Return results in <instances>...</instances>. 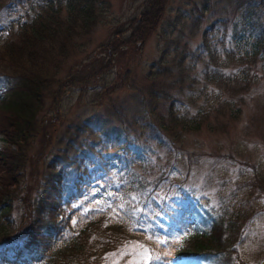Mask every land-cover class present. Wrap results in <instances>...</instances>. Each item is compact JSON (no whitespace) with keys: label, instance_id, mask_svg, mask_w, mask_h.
I'll return each mask as SVG.
<instances>
[{"label":"trees","instance_id":"obj_1","mask_svg":"<svg viewBox=\"0 0 264 264\" xmlns=\"http://www.w3.org/2000/svg\"><path fill=\"white\" fill-rule=\"evenodd\" d=\"M6 1L0 0V8ZM167 2L148 0L138 17L126 22L125 30L130 29V34L125 39L115 36L107 43L94 77L110 68L115 52L122 45L143 40L158 26L166 12ZM229 2L234 5L236 17L220 19L206 28L202 50L196 53L197 61L204 59L202 51L207 55L201 71V89L214 84L221 90L228 86V81L242 80V86L247 90L255 79L256 73L252 70L256 65L260 66L264 76V0ZM66 7L68 24L61 15V2L48 0L32 4L34 14L16 27L11 22L7 28L0 29V133L5 141L4 148L0 149V207L5 219L11 208L12 193L26 172L29 138L42 131L43 135L48 132L44 128L40 130L47 118L46 114L41 113L50 83L58 69V59L67 49L66 41L72 33H81L91 26V22L94 23L92 0H68ZM77 18L83 21L81 30L77 29ZM59 35L62 38L58 39ZM214 36L218 37L220 47L212 41ZM55 42H58L57 47H54ZM47 57L54 60L55 72L45 61ZM183 58L182 53L173 59L168 58L172 60L169 64L163 53L147 74L149 83L145 97L139 103L138 122L141 130H147L150 142H160L163 134L176 139L185 131L199 129L203 115L217 108L213 100L207 104V108L194 114L188 106H177L169 98V88L183 80ZM175 60L180 66L177 76L173 75ZM234 63L238 71L227 72L225 68ZM73 79H67L64 86L73 84ZM191 96L195 98L196 94ZM165 101L168 103L164 104V114L158 107L159 103ZM53 102H56L55 97ZM114 136L117 147H75L74 142L79 141L78 135H75L65 147H46L38 152L39 155L36 154L32 166L38 176L33 192L28 190L23 196L25 207L22 219L18 226L13 221H0L1 262L34 264L45 250L50 249L51 255L45 258L44 264H101L104 252L117 248L128 239L140 240L147 245L151 252L147 264H249L244 258L247 229L256 213L250 204L251 196L256 187H259L258 190L264 189V175L246 176L242 184L240 180L237 181L235 187L227 195H220L215 203H211L206 196L179 188L178 196L183 207L195 218L192 231L178 243L157 242L144 237L129 218V209L136 205L130 192L139 194V200L146 199L166 178L167 171L163 169L146 183L140 176L137 177L136 171L145 159L140 156L145 147H139L137 143L142 132L136 136L131 135L129 130L117 129ZM94 138H98L96 145L111 140L108 129ZM10 144L15 147H10ZM107 148L121 150L120 157L128 170L124 177L128 180L119 189L126 197L118 200L111 193L102 207L88 205L85 210L88 215L82 217L84 201L81 205L77 203L80 193L88 178L98 174ZM46 149L54 151L52 159L43 156ZM133 154H137L138 158L131 159ZM72 217L75 218L73 223ZM67 228L70 231L64 235Z\"/></svg>","mask_w":264,"mask_h":264},{"label":"rangeland","instance_id":"obj_2","mask_svg":"<svg viewBox=\"0 0 264 264\" xmlns=\"http://www.w3.org/2000/svg\"><path fill=\"white\" fill-rule=\"evenodd\" d=\"M43 1L48 0H7L0 8V29L7 28L11 22L16 27L34 14L32 4ZM52 1L61 2V15L66 20L68 0ZM147 1L92 0L94 23L91 22V26L81 33H72L66 41L67 49L58 59V69L50 83L41 113L46 114L47 118L40 130L44 128L48 132L43 135L42 131L29 138L26 172L12 193L11 208L6 219L0 207V221H13L18 226L22 219L25 207L23 196L28 190L33 192L34 181L38 176L32 166L36 154L39 155L38 152L46 147H65L75 135L79 137V141L74 142L75 147H117L115 130L126 129L136 136L142 132L137 143L139 147H145L140 155L145 159L136 168L137 177L140 176L147 183L163 169H166L167 176L144 200H139L136 192H130L136 205L129 209V218L144 237L157 242L178 243L192 231L195 218L183 207L178 196L179 188L206 196L211 203H215L220 195H227L237 181L240 180L242 184L246 176L264 175V76L260 66L253 67L256 76L247 90L243 88L242 80L228 81V86L223 90L214 84L201 89V71L207 55L202 51L204 59L197 61L196 53L202 50L206 28L220 19L236 17L234 5L229 0H168L166 12L158 26L143 40L122 45L115 52L110 68L93 76L100 63L99 58L105 54L103 51H106L107 43L115 36L125 39L130 34V29L125 30L126 22L138 17ZM66 23L69 21L66 20ZM81 23V18H77L79 30L82 29ZM59 38L62 36L59 35ZM212 41L220 47L218 37L214 36ZM57 46L58 42H55L54 47ZM163 53L169 64L172 60L168 58L184 54L181 65L183 80L169 88V98L177 106H188L194 114L207 108V104L213 100L217 108L206 116L202 114L199 129L185 131L176 139L163 134V140L154 143L148 141L147 130L140 129L138 107L145 97L149 69ZM176 60L173 61L174 76L178 75L180 67ZM45 61L55 72L54 60L47 57ZM225 69L234 73L238 71V66L234 63ZM71 78H75L72 80L74 83L64 86L65 81ZM193 93L196 94L195 98L191 96ZM167 103H159L158 110L165 114L164 104ZM199 116H196V120ZM105 129H108L111 140L96 145L98 138L94 136H100ZM4 142L3 134L0 133V149L4 148ZM10 147L15 146L10 144ZM104 152L106 160L98 174L88 178L80 193L77 203L81 205L84 201L82 217L88 215L85 211L88 205L102 207L111 193L118 200L126 197L119 189L128 180L127 177H121L128 170L119 157L120 151L107 148ZM43 156L52 159L55 153L46 149ZM132 158H138V155L133 154ZM113 188L116 189L113 191ZM258 189L256 187L251 196L250 204L256 213L247 229L248 240L244 251V258L249 264L262 263L264 260V189ZM73 221L75 218L72 217L71 223ZM69 231L65 229L64 235ZM49 255L50 249L45 250L41 259L34 264H44V259ZM150 257L151 252L146 244L140 240L126 239L117 248L104 252L101 264H147ZM0 264L11 263L0 260Z\"/></svg>","mask_w":264,"mask_h":264}]
</instances>
